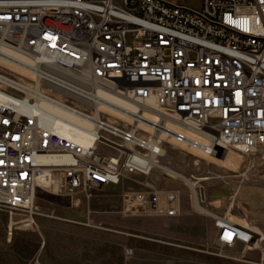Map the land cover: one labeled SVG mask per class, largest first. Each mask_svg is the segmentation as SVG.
<instances>
[{
  "label": "built area",
  "instance_id": "obj_1",
  "mask_svg": "<svg viewBox=\"0 0 264 264\" xmlns=\"http://www.w3.org/2000/svg\"><path fill=\"white\" fill-rule=\"evenodd\" d=\"M0 45L34 60L42 92L0 71V209L9 214H35L38 191L88 201L140 175L148 183L122 194L120 214L172 219L179 194L157 186L166 146L204 158L264 153V0H201L198 10L166 0H0ZM96 87L135 113H95ZM59 90L89 125L70 132L89 145L60 136L55 119L42 124L36 96L57 104ZM227 219L214 218L216 245L255 250L261 238Z\"/></svg>",
  "mask_w": 264,
  "mask_h": 264
},
{
  "label": "rangeland",
  "instance_id": "obj_2",
  "mask_svg": "<svg viewBox=\"0 0 264 264\" xmlns=\"http://www.w3.org/2000/svg\"><path fill=\"white\" fill-rule=\"evenodd\" d=\"M166 1L192 10L201 5V0ZM0 71L19 78L2 67ZM229 151L236 161L227 167L179 147L166 146L162 158V165L193 177L196 187L203 190L200 205L211 217L193 209L191 192L180 179H162L157 185L179 194L178 216L172 219L120 214L122 194L143 191L148 183L140 175L116 187L93 190L88 201L80 194L68 198L38 191L32 217L12 212L11 225L9 212L0 209V264H260L264 158ZM216 217L230 218L251 229L261 238L257 248L247 251L236 245L232 250L220 249Z\"/></svg>",
  "mask_w": 264,
  "mask_h": 264
},
{
  "label": "bare ground",
  "instance_id": "obj_3",
  "mask_svg": "<svg viewBox=\"0 0 264 264\" xmlns=\"http://www.w3.org/2000/svg\"><path fill=\"white\" fill-rule=\"evenodd\" d=\"M32 66L33 67L36 66V63L34 62L33 59L26 57V56H24V55H22L16 51H13L11 49L5 48V47L0 45V67L14 73L15 75H17L20 78V80L21 79L33 80V82H35V84H36L34 87L35 89H33V93H35V91H36L42 97V92H41V88H40L41 86L39 84L40 74L38 72L36 73V71H33ZM39 70H41V69H39ZM58 79L60 80V78H58V77L55 78V80H58ZM2 83H3V85L13 86L12 83L7 82V81H4ZM91 86H92V84H91ZM26 90L28 91L27 95H30L29 92H31L32 88H30V86H27ZM93 93H94V96L91 99L94 102L93 107H94L95 113H100V112L106 113L113 118L128 120L129 115H127L126 113L127 112L128 113H135V111H136V107L134 105H131V104L123 101L118 95L109 91L108 89H105L102 87H96L94 89ZM63 95H64V92L61 90L54 92L53 96L55 97L56 101L58 102L57 104L48 102L46 99H43L40 97L38 98V96H36L37 100H38V108L44 114V117L42 119V124L47 126V127H50L51 123H52V119H55L56 123H55L54 127L60 136L69 138L79 145H83V144L89 145L90 142L86 141L81 133L75 132L76 130H74V129H73V132H70L73 127H78L80 129L85 130L89 127V125L86 121L79 118L78 115L74 114L73 112H71V111H69L63 107V104H62L63 103V98H62ZM46 114H48V115H46ZM60 120L65 121L71 125L70 126L62 125L60 123ZM174 129H176V128H174ZM188 136L191 139L196 140L201 144H206L207 141H209V140H207V138H204L201 134L196 133V132L189 131ZM180 148H183V146ZM187 150H189V152H191L195 156H199V155L202 156L200 151H194V150H190L188 148H187ZM260 156H262V158H264V153H262V155H260ZM219 158L210 157V158H206V159L209 162L212 161L217 165H221V167L233 166L234 162L236 161L235 156L230 151H224L222 158L221 159H219ZM207 160H206V162H207ZM44 162L45 163H57V162H59V160L45 158ZM194 167L195 168H193V171L195 173H197L199 168L197 165H195ZM161 168H162V171L165 173L167 179L172 180V181H174L175 179H180L188 186V188L191 192L192 207L195 211H197L201 214L210 216V217L212 216L211 213H209L208 211H206L205 209H203L201 207L200 202L203 201V198H204L203 190H202V188L196 187L195 182L192 181V178H193L192 176H191L192 178L186 177L184 175H181V174L167 168L166 166H164L162 164H161ZM47 192L50 193L49 191H47ZM47 192H45V193H47ZM50 194H52V193H50ZM75 205L77 206V204H75ZM36 211H37V208H36ZM11 217H12V212L10 214V224L12 225ZM227 221L232 223V224L238 225L236 221H234L230 218L227 219ZM11 225L9 226L10 231H11Z\"/></svg>",
  "mask_w": 264,
  "mask_h": 264
}]
</instances>
